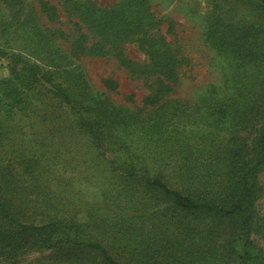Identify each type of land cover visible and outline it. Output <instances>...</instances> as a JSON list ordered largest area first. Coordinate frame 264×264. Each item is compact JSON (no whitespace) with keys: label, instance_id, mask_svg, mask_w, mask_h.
<instances>
[{"label":"rangeland","instance_id":"rangeland-1","mask_svg":"<svg viewBox=\"0 0 264 264\" xmlns=\"http://www.w3.org/2000/svg\"><path fill=\"white\" fill-rule=\"evenodd\" d=\"M41 1L55 5V18ZM147 2L182 59L176 84L156 105L142 103L150 79L132 76L109 53L74 51L78 19L62 0H0V82L11 78L13 57L17 68L34 65L50 79L19 73L12 85L22 90L21 104L0 84V167H7L0 188H14L20 219L71 222L120 264H240L227 252L231 224L183 211L144 181L158 178L183 194L205 196L222 182L223 153L232 145L250 148L262 122L251 100L264 97V0ZM216 24L253 28L249 34L259 29V43L248 44L251 59L214 46L209 34ZM124 54L146 60L134 44ZM107 79L117 87L108 88ZM58 87L72 100H62ZM100 107L108 116L119 111L124 128L119 121L96 137L92 110L107 118ZM258 179L251 238L264 252V170ZM23 240L16 250L0 241V264H108L95 250Z\"/></svg>","mask_w":264,"mask_h":264},{"label":"trees","instance_id":"trees-1","mask_svg":"<svg viewBox=\"0 0 264 264\" xmlns=\"http://www.w3.org/2000/svg\"><path fill=\"white\" fill-rule=\"evenodd\" d=\"M62 1L68 12L78 19L76 22L78 34L71 42L74 51L100 55L109 53L116 57L132 76L145 80L150 79V83L147 84L149 92L143 97V104L156 105L172 90L178 80V69L182 59L166 39L165 34L161 32L163 20L155 15L147 0H119L108 6H98L91 0ZM41 9L49 18H55L57 15L55 5L49 1H41ZM217 25L209 34L214 46L241 58L251 59L253 48L251 50L248 44L254 46L259 43L260 30L254 29L249 34L247 31L253 28L230 26L226 29H219ZM168 30H171V25L168 26ZM249 37L253 40H247ZM126 44H134L135 48L145 56V62L140 63L126 56L124 54ZM16 63L17 60L13 57L10 67L11 78L0 84L4 86V90L8 89L7 92L13 94V103L21 104L19 94L22 90L12 85L15 80H19V73L23 76L50 79L47 73L42 72L37 66L24 64L17 68ZM105 84L111 89L117 87V83L111 79L105 80ZM56 93L61 96L62 100H72L64 88L58 87ZM127 99L132 98L127 96ZM251 103V107L254 106L260 114L262 122L254 129L255 134L249 149L232 145L223 153L225 171L218 190L208 191L209 195L205 196H190L169 187L158 178L146 179L144 182L156 187L163 196L168 197L176 207L183 211L202 214L218 223L224 221L231 224L232 232L228 237L227 252L235 254L240 264H264V252L251 238L255 203L259 190L258 177L264 170V97L251 100ZM99 104L101 103L97 106ZM82 107L89 106L85 104ZM163 107V104L159 105L155 112H162ZM102 110L107 118H101L96 108L92 110L96 112L93 123L98 128L92 131L96 133V137L104 131H110L113 126L117 127L119 121H122L119 118V111H112L108 116L106 108ZM137 116L138 114L130 116L135 125H138ZM242 119L244 120V117ZM124 124L125 122H121L118 128L123 129ZM6 170V166L0 167V181H6ZM202 182L201 189L206 191L209 185L205 180ZM14 193V188L8 184L0 188V218L2 220L0 228L5 224L13 229L9 232L0 229V241L7 247L19 249L25 246L23 238L28 237L29 243L39 244L43 248H51L56 242H60L69 249L95 250L101 254L106 263L120 264L108 253L104 245L82 238L75 224L71 222L49 218L40 223H34L20 219L16 208L13 209ZM202 250L198 249L199 255L204 253Z\"/></svg>","mask_w":264,"mask_h":264}]
</instances>
